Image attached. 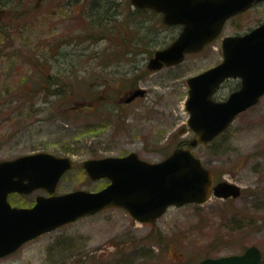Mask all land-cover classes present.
I'll list each match as a JSON object with an SVG mask.
<instances>
[{
  "label": "rangeland",
  "instance_id": "rangeland-1",
  "mask_svg": "<svg viewBox=\"0 0 264 264\" xmlns=\"http://www.w3.org/2000/svg\"><path fill=\"white\" fill-rule=\"evenodd\" d=\"M31 8L22 23L2 13L11 22L0 38L1 160L35 152L69 156L75 165L56 193L97 191L108 179H91L84 160L135 151L158 162L194 137L185 109L187 78L223 59L221 40L180 64L150 71L148 58L176 31L131 0H50ZM263 20L264 3L231 18L223 34ZM43 61L59 83L35 78L34 89L23 93L26 75L37 77ZM237 86L228 80L214 98L225 99ZM134 87L147 94L126 105L121 97ZM47 89L64 93L47 96ZM194 152L215 182L237 183L241 195L172 206L152 223L109 207L26 242L0 264H194L253 244L264 255V95ZM38 194L48 195L39 189L9 200L32 206Z\"/></svg>",
  "mask_w": 264,
  "mask_h": 264
},
{
  "label": "water",
  "instance_id": "water-1",
  "mask_svg": "<svg viewBox=\"0 0 264 264\" xmlns=\"http://www.w3.org/2000/svg\"><path fill=\"white\" fill-rule=\"evenodd\" d=\"M260 0H132L140 8L150 7L165 14L166 23H181L183 30L169 46L157 49L148 68L160 69L182 62L186 54L199 52L221 34L231 16ZM223 60L187 78L188 125L195 136L176 147L158 162L142 159L135 151L123 156L84 160L81 165L91 179L108 178L97 191L72 190L56 194L62 176L74 167L69 156L35 152L0 160V257L16 251L23 243L81 217L108 207L124 208L142 223L153 222L167 209L189 203H204L215 195L239 197L242 187L228 180L214 182L194 148L208 144L240 114L264 95V21L245 34L222 39ZM240 78V87L221 101L213 98L227 78ZM139 88L127 98L144 95ZM43 188L32 207L12 205L9 194L31 193ZM261 248L248 246L244 252L207 257L195 264H262Z\"/></svg>",
  "mask_w": 264,
  "mask_h": 264
},
{
  "label": "trees",
  "instance_id": "trees-1",
  "mask_svg": "<svg viewBox=\"0 0 264 264\" xmlns=\"http://www.w3.org/2000/svg\"><path fill=\"white\" fill-rule=\"evenodd\" d=\"M50 0H0V38L8 34V27L10 25L9 20H6L2 13L6 15V18H10L11 20H15L17 23H22L26 15L30 14L31 7L39 9L42 7L43 4H48ZM33 5V6H32ZM30 6V7H29ZM33 64V62H32ZM41 67H38L37 69L39 72H37L36 76L33 77L30 74L26 75V80L22 86L21 89L28 88L27 90H24L23 93H28L30 90L34 89V79L39 78V82L41 84L42 81L47 80L51 84V80H54V84L59 83V80L57 78V73L51 72L52 67L51 65L49 67L46 66L45 61L40 62ZM49 69L50 74L47 75V69ZM59 86V85H58ZM47 96L51 95H62L64 92H55L50 91V89H47ZM29 98V97H28Z\"/></svg>",
  "mask_w": 264,
  "mask_h": 264
},
{
  "label": "flooded vegetation",
  "instance_id": "flooded-vegetation-1",
  "mask_svg": "<svg viewBox=\"0 0 264 264\" xmlns=\"http://www.w3.org/2000/svg\"><path fill=\"white\" fill-rule=\"evenodd\" d=\"M263 3H264V0L259 1V2H256V3H254V4L252 5V7H251L250 9H252V8L255 7V6L261 5V4H263ZM135 8H136V10H138V11H142V12H143V11H147V12H152V13L156 14V15L158 16L159 20L161 21V25H162L163 27L168 28V29H174V30L176 31L175 36H172V37H171V41H170L168 44L163 45V48H164V47H167V46H169L171 43H173V42L178 38V36H179V34L181 33V31L183 30V24H181V23H166L165 20H164L165 14H164L162 11H158V10H155V9H153V8H150V7H143V8H137V7H135ZM250 9L246 10L245 12L239 13V14H237V15L231 17V18L237 17V16H239V15H241V14H245V13L248 12ZM231 18H230V19H231ZM230 19H228V20L225 22L224 27H223V29H222V32H221L220 36L214 41V43L217 42L218 40H221V42H222V39H223L225 36H228V35L244 34V33L248 32V31H250L251 29L255 28L256 26H258L260 23H262V22L264 21V20H263V21L257 23L255 26H252V27H250V28L247 29V30H244V31H238V28H237V31H236L235 33H231V34H226V35H224V34H223L224 29H225L226 24L228 23V21H229ZM239 27H240V26H239ZM163 43H165V39H163ZM214 43H210V44L206 45V46L204 47V49L207 48L208 46H212ZM204 49H203V50H204ZM203 50H202V51H203ZM202 51H200V52H202ZM200 52H194V53H190V54H197V53H200ZM154 53H155V51H154ZM154 53L148 58V60L154 55ZM190 54H187V55H190ZM187 55H186V56H187ZM147 62H148V61H147ZM150 71H152V70H150ZM230 79H235V80H237V81H238V86L240 87L241 81H240L239 78H229V79H226L225 81H223V82L221 83V85L218 87L217 90L219 91L222 87H224L225 84L227 83V81L230 80ZM238 86H237V87H238ZM138 88H140V87H134V88L128 90V91H127V97H121V101H124L126 105H130V104H133V103L139 101L141 98L145 97V95L147 94V91L144 93L143 96H141V95H137V96H136L135 98H133L131 101H127V98H129V96L132 95V94H133ZM218 91H217V93H218ZM233 91H234V90H233ZM217 93H216V94H217ZM216 94H215V95H216ZM221 100H224V99H221ZM14 194H19V193H14ZM263 257H264V255H263Z\"/></svg>",
  "mask_w": 264,
  "mask_h": 264
}]
</instances>
